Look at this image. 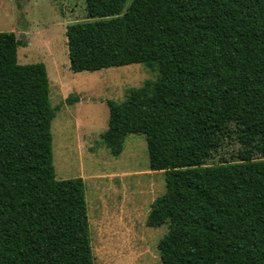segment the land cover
Segmentation results:
<instances>
[{"label":"trees","instance_id":"obj_1","mask_svg":"<svg viewBox=\"0 0 264 264\" xmlns=\"http://www.w3.org/2000/svg\"><path fill=\"white\" fill-rule=\"evenodd\" d=\"M128 1L84 0L94 21L67 27L70 69L159 72L106 102L101 139L119 158L144 135L165 172L147 220L169 224L163 264H264V0ZM22 46L0 33V264H94L85 181L56 179L48 72L21 65ZM232 132L242 162L206 167Z\"/></svg>","mask_w":264,"mask_h":264},{"label":"rangeland","instance_id":"obj_2","mask_svg":"<svg viewBox=\"0 0 264 264\" xmlns=\"http://www.w3.org/2000/svg\"><path fill=\"white\" fill-rule=\"evenodd\" d=\"M91 21L84 0H0V33H15L25 44L18 50L19 63L46 66L50 101L57 109L52 122L56 179L85 181L94 264H163L158 245L169 224L153 229L147 220L166 192L165 172L150 171L144 135H129L119 158L101 139L110 116L106 102H124L131 89L156 81L159 72L134 64L73 73L67 27ZM68 98L78 100L70 105ZM245 150L232 132L206 167L240 163ZM254 158L264 160L257 153Z\"/></svg>","mask_w":264,"mask_h":264}]
</instances>
